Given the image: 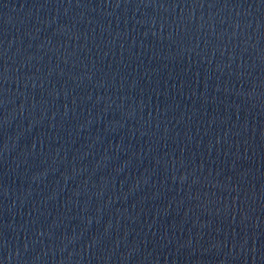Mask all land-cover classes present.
I'll list each match as a JSON object with an SVG mask.
<instances>
[{
  "label": "water",
  "instance_id": "water-1",
  "mask_svg": "<svg viewBox=\"0 0 264 264\" xmlns=\"http://www.w3.org/2000/svg\"><path fill=\"white\" fill-rule=\"evenodd\" d=\"M0 264H264V0H0Z\"/></svg>",
  "mask_w": 264,
  "mask_h": 264
}]
</instances>
